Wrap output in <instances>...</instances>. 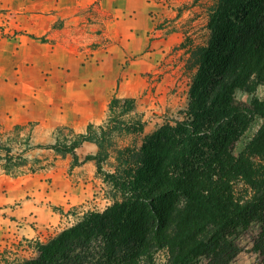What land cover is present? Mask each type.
<instances>
[{
	"label": "trees",
	"instance_id": "16d2710c",
	"mask_svg": "<svg viewBox=\"0 0 264 264\" xmlns=\"http://www.w3.org/2000/svg\"><path fill=\"white\" fill-rule=\"evenodd\" d=\"M195 7L202 42L187 36L182 43L190 77L183 119L160 126L139 148L119 150L113 173L102 171V141L108 125L116 130L122 123L109 117L84 134L66 130L75 141L50 148L78 164L75 149L96 144L93 159L111 204L35 241L31 257L0 252V264H153L159 252L167 264H231L252 227L253 251L264 259V100H235L236 91L252 94L264 85V0H193L188 8ZM256 117L260 127L234 154Z\"/></svg>",
	"mask_w": 264,
	"mask_h": 264
},
{
	"label": "crops",
	"instance_id": "0c3cea01",
	"mask_svg": "<svg viewBox=\"0 0 264 264\" xmlns=\"http://www.w3.org/2000/svg\"><path fill=\"white\" fill-rule=\"evenodd\" d=\"M106 2L113 8L104 25L103 46L56 41L53 49L45 43L40 56L21 59L16 51L8 64L3 45L0 48V131H27L26 145L42 147L37 159L43 163L34 170L25 168L27 174L0 180V247L5 235L41 237L61 225L70 209L102 212L111 204L93 159L96 144L77 147L74 164L72 154L60 155L50 148L59 139L58 130L84 134L88 126L108 120L113 99H135L130 117L140 118V135L145 137L164 124L165 115L187 107L189 84L183 87L179 81L185 72L179 62L188 54L174 61L170 54L181 49L187 34L201 43L199 28L192 25L182 32L157 25L149 0ZM189 4L183 8L189 9ZM33 155L26 152L24 157ZM107 162L102 169L112 173Z\"/></svg>",
	"mask_w": 264,
	"mask_h": 264
},
{
	"label": "rangeland",
	"instance_id": "374dc122",
	"mask_svg": "<svg viewBox=\"0 0 264 264\" xmlns=\"http://www.w3.org/2000/svg\"><path fill=\"white\" fill-rule=\"evenodd\" d=\"M149 1L154 7L152 10L154 20L159 26L173 29L178 28L182 32H187L189 26H197L202 22L201 19L196 17L199 10L196 8H183L184 4L191 3L193 0ZM95 4H86L83 0H0V48H2L3 45L6 55V64H8V58L12 57L16 51L21 59H26L30 56H40L45 50L43 45L45 43L50 44L52 48L56 41L65 43L72 42L74 45L77 44V47L84 44V41H90L89 45H86L87 48H92L93 45L103 46L105 36L104 25L109 20V11L113 8V5L106 2V0H102L101 3L96 2ZM182 8L183 10L181 11ZM187 36H190V34L185 35V37ZM179 54L181 56L185 54L189 55L187 49L181 47V49L177 51H172L170 59L174 61L179 57ZM16 57L19 58L18 56ZM185 62L186 61H182L181 58L179 64L182 69L183 65L185 66ZM185 72L181 74L179 79L183 87L190 82V77H187ZM235 93V100L243 104H249L252 99L264 100V85L256 87L255 92L252 94L246 92V94H244L243 91L239 92V90ZM124 100L126 99H119V101L113 105L112 115L110 117L115 122L122 123L125 128L120 125L118 128L125 130L119 131L118 128L116 130L113 129L116 125L113 122L110 126H107L111 131L107 133L106 138L102 141V149L106 151L109 157V159L107 158L103 162L102 167L108 160V167H110V170L113 172L119 165L117 152L124 148H139L144 139L149 136L143 137L140 135V131H134L137 127L133 126V124L138 123L142 125L138 116L130 117V112L136 110H134L136 100L127 99L131 100V102L126 103H124ZM142 100L143 97H139L138 102ZM181 111L182 110H177L169 115H165L164 124L172 120H182L183 116L180 114ZM261 123L262 119L259 117L254 118L247 131L235 144L234 154H238L244 148L245 144L257 132ZM97 133L100 135L99 131H97ZM27 134V131L25 132L16 127L0 131L1 181L2 179L8 181L11 178L27 174L23 173L25 168L26 170H34L43 165V163L37 159L39 155L38 152L42 147H30L26 145ZM57 135L61 143L68 144L75 141V138L65 130H58ZM125 135L126 137H124ZM124 138H127L126 141H123ZM26 152L33 153L35 158L29 159L24 157ZM103 184L104 193L108 196L109 186L104 181L102 187ZM85 211L87 210H68L67 213H65L64 222L51 231L42 234L41 237H36L34 239H16L10 236L6 237L5 235L3 244L0 247V252L4 250L9 251V257L11 258L19 256L24 258L31 257L32 246L35 241L46 242L62 230L75 225ZM1 215H3V213L0 211V216ZM256 233L257 228L252 227L245 234L240 236L241 251L231 264H264L263 257L259 253L253 251L252 241ZM7 234H9V232ZM153 264H167V255L164 252L155 254L153 257Z\"/></svg>",
	"mask_w": 264,
	"mask_h": 264
}]
</instances>
